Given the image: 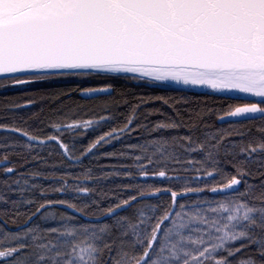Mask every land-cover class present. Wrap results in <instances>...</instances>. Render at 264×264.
Segmentation results:
<instances>
[{
    "label": "snow or ice",
    "instance_id": "1",
    "mask_svg": "<svg viewBox=\"0 0 264 264\" xmlns=\"http://www.w3.org/2000/svg\"><path fill=\"white\" fill-rule=\"evenodd\" d=\"M67 77L101 78L97 86L80 88L84 95L110 93L118 80L125 79L236 92L241 98L264 101V0H0V78H4L0 87L5 82L24 85ZM158 99L168 102L164 97ZM33 103L26 100L22 105L6 106L12 123H0V130L26 139L5 147L19 146L31 153L37 145H50L49 155L59 150L70 163L119 140L135 122L130 114L121 126L102 131L110 121L107 115H65L45 122L40 119L43 110L29 117L16 113ZM102 110L107 112V108ZM257 114L261 123L254 130H237L238 139L230 129L204 131L196 124L186 135L168 138L158 133L178 129V123L153 125L152 139L130 145L138 154L129 157L131 165L122 166L123 177L175 183L165 187L125 185V191L137 194L127 199L115 197L118 203L102 209L99 218L112 217L111 223H80L64 214L57 220L48 212L41 221L51 217L58 227L29 226L31 219L56 204L76 213L84 211L70 200H45L35 213H29L26 224L5 234L0 244L15 246L2 247L0 264H264V102L231 107L218 119L251 120ZM30 120L39 121L49 133L33 134ZM17 121L23 126H16ZM81 130L100 134L77 156L78 150L66 142L65 133L84 135ZM181 151L202 159L181 161ZM33 158L41 159L39 155ZM0 159L8 163L7 155ZM184 163L189 165L185 172L192 170L191 165H199L195 176L170 174V164ZM3 172L14 174L16 168L10 165ZM55 179L59 186L51 191L70 195L67 190L72 189L76 193L73 199L94 191L79 186L93 181L90 170L76 177L66 170ZM190 180L213 183L192 188L186 186ZM6 187L19 193L23 204L35 202L23 199L26 179L21 183L17 178ZM193 192L219 198L181 203L177 210L178 200ZM157 195H169L170 201L143 204L130 216L117 215L138 200ZM0 201L8 203L3 195ZM21 201L12 200V204ZM93 206L100 205L93 202L85 209Z\"/></svg>",
    "mask_w": 264,
    "mask_h": 264
},
{
    "label": "trees",
    "instance_id": "2",
    "mask_svg": "<svg viewBox=\"0 0 264 264\" xmlns=\"http://www.w3.org/2000/svg\"><path fill=\"white\" fill-rule=\"evenodd\" d=\"M100 79L99 77H90L86 80H81L75 77H67L36 81L24 85H11L10 82H5V86L0 87V123H12L6 111L7 105H22L26 100H32L34 103L24 108L16 109V113L29 117L33 113H40L43 110L40 119L45 122L58 118L62 119L65 115L69 118H90L97 115H107L110 117V121L104 125L102 131H108L112 127H119L125 123L130 114L135 119L129 132L119 140H113L109 144L101 145L90 155L81 157L79 161L71 163L60 154L59 150H54L49 155V150L53 147L50 145H37L31 153L19 146L15 148L5 147L13 141L26 138L19 137L16 133L0 130V157L8 156V163L0 159V162H3L0 166V195H3L5 200L8 201V203L0 201V242L6 239V233L15 232L20 225L26 224L29 221V213H35L36 207L45 200H52L53 202L70 200V202L76 204L77 208L84 211L76 213L66 206L56 204L51 208H45L43 212L31 219L29 226L40 224L42 228L58 227L59 225L51 217L47 219V222L41 221V217L48 212H52L57 220L61 214H64V216L76 217L80 223H111L112 217L99 218L102 216V209L118 203L119 199H127L128 196L137 194L134 191H125V185L150 183L158 187H165L170 183H175L165 181L160 184L159 181L129 180L123 177L122 166L131 165L133 161L129 157H134L138 154V151L132 149L130 145H143L149 139H152L150 132L153 125L157 123L176 122L180 125L178 129L162 130L158 133V135L168 138L184 136L187 134L188 128L196 124L204 131L215 132L217 129H230L235 139H238L235 136L237 130L241 128L254 130L261 123L260 117L218 124L217 118L230 111L231 107L253 101L169 84H149L147 81L120 79L114 84V90L109 94L92 98H82L79 95L80 88L97 86V82ZM158 97H164L168 102L165 103L164 100L158 99ZM136 105H139V107L133 111ZM104 108H107V112L102 110ZM29 125V131H32L33 134L47 135L50 131L37 120H30ZM139 125H144L145 127L138 128ZM204 125H207L208 128L204 129ZM16 126L23 125L20 121H17ZM38 128H44V131H35ZM81 131L84 135L73 132L65 133L66 142L70 145L74 144L75 149L78 150L74 153L77 156H79L90 140L95 138V135L100 134V132L92 133L91 130ZM121 152L125 153V155L120 156L119 153ZM108 153L112 155H106ZM36 155H39L41 159H34L33 157ZM179 159L187 161L189 159H202V156L193 157L181 151ZM10 165L15 166L16 172L14 174H4L3 169ZM188 167L189 165L186 163L179 165L170 164V174H180L186 177L195 176V169L199 165H191L192 170L185 172L184 169ZM66 170L70 171L73 177L83 176L90 170L93 181L81 183L79 186H86L94 191L87 196L81 194L76 199H73L76 193L72 192V189L67 190L70 195L52 192V189L59 186L55 178L63 175ZM33 173H39V175H33ZM17 178L21 179V183L24 179L28 181V189L23 199L35 201L31 205L23 204L19 193H14L12 187H6V184L15 181ZM69 183L73 187L76 186L71 179ZM179 183L184 186V181ZM205 183L211 186L213 181L190 180L186 186L198 188L203 187ZM32 185L36 187L33 188L31 187ZM42 190L45 192L44 196H41ZM240 190H243V185L240 186ZM115 197H119V199ZM218 198L217 195L211 193H189L178 200L177 210H179V204L181 203L192 205L199 200H215ZM12 200L21 202L14 206ZM169 201V195H157L144 201L138 200L136 204L123 209L117 215L130 216L134 210L143 204L163 203L166 205ZM93 202L98 203L100 206L85 209V205H92ZM8 246L15 245L9 243L0 244V250H2V247Z\"/></svg>",
    "mask_w": 264,
    "mask_h": 264
},
{
    "label": "water",
    "instance_id": "3",
    "mask_svg": "<svg viewBox=\"0 0 264 264\" xmlns=\"http://www.w3.org/2000/svg\"><path fill=\"white\" fill-rule=\"evenodd\" d=\"M4 78H0V80H3ZM169 85H173V86H177V87H182V88H188V87H185L183 85H176L174 83H167ZM190 89H194V90H201V91H206V92H215L211 89H208V88H190ZM215 93H218V94H221V95H226V96H231V97H237V98H241L242 94H239V93H236V92H215ZM106 94H109V93H103V94H88V95H84L82 94L81 92H79V95L82 97V98H92V97H96V96H99V95H106ZM241 99H247V100H252L253 102H260L261 100L259 98H252V97H248V98H241ZM222 116V115H221ZM220 117V116H219ZM255 118H260L259 114L256 115ZM243 120H249V119H244V118H230V119H225L224 121H221L217 118V123L218 124H222V123H226V122H237V121H243ZM3 164V162H0V166Z\"/></svg>",
    "mask_w": 264,
    "mask_h": 264
},
{
    "label": "rangeland",
    "instance_id": "4",
    "mask_svg": "<svg viewBox=\"0 0 264 264\" xmlns=\"http://www.w3.org/2000/svg\"><path fill=\"white\" fill-rule=\"evenodd\" d=\"M17 78H19V79H23L24 77H17ZM6 83H7V82H6ZM6 83H5V84H6ZM250 101H252V100H250ZM260 102H263V101H260Z\"/></svg>",
    "mask_w": 264,
    "mask_h": 264
}]
</instances>
